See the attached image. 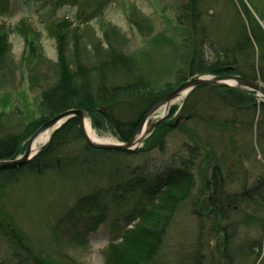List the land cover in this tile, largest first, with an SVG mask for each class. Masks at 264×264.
Wrapping results in <instances>:
<instances>
[{"label": "trees", "instance_id": "1", "mask_svg": "<svg viewBox=\"0 0 264 264\" xmlns=\"http://www.w3.org/2000/svg\"><path fill=\"white\" fill-rule=\"evenodd\" d=\"M218 1L225 3L227 17L237 24L227 35H216L212 28L216 14L210 10ZM128 9L132 27L141 32L150 30V19L140 14L134 2H129ZM86 14L79 13L78 18L84 19ZM182 16L187 30L178 36L176 49L184 62L175 70L171 81L159 84L135 71L136 64L133 55L126 51L123 34L111 23L101 20L102 36L97 35L93 57L86 58L83 36L79 33L82 21L75 23L67 16L47 19L48 33L56 41V60L49 62L52 72L42 81H38L35 72L29 75L31 84L35 83L39 89L34 107L27 100L23 112L8 111L9 96L0 101V158L22 153L28 137L42 123L69 108H81L96 130H110L118 140L127 141L148 108L189 77L234 73L264 81L261 66L264 26L244 0H185ZM14 31L24 38L26 51L22 62L29 65L44 60V54L38 50L37 32L30 21L22 18L10 26L0 20V73L5 68L11 72L13 69L8 66L14 68L9 40ZM244 63L249 65L250 72L242 67ZM221 110L227 113L218 118ZM17 113L18 121L14 122L12 116ZM258 113L262 115L259 121L264 123V100L260 101L255 91L201 84L186 95L181 105H171L169 113L136 150H102L91 146L74 116L55 130L26 164L42 173L53 164H60L68 156L69 148L78 147L81 151L114 154L164 149L168 132L181 128L186 138L174 151L166 170L154 181L134 176L78 199V208L89 212L92 206H97L100 195L118 201L136 194L141 196L131 214L132 223L122 227L119 238L105 246L100 264H168L163 256L169 229L186 201L191 202V211L199 222L193 247L187 253H178L176 264H264V232L261 229L254 235L243 230L246 225L264 227V177L240 192L227 188L234 179L228 151L235 152L245 144L234 134L239 130L238 125L247 126L253 139ZM177 118L180 121L172 126ZM189 121L192 125H187ZM21 123L24 127L16 130ZM26 164L0 169V172L13 171ZM2 215L1 212L0 232L10 245L14 264H81L65 253L60 255L62 259L42 248L35 249L13 217ZM100 218L101 215L95 216L94 223Z\"/></svg>", "mask_w": 264, "mask_h": 264}, {"label": "rangeland", "instance_id": "2", "mask_svg": "<svg viewBox=\"0 0 264 264\" xmlns=\"http://www.w3.org/2000/svg\"><path fill=\"white\" fill-rule=\"evenodd\" d=\"M244 1L264 26V0ZM129 2L137 5L140 14L148 16L150 30L144 29L141 32L132 27L127 15ZM184 2L185 0H64L60 3L57 0H0V20L10 26H15L22 18L30 21L37 32L38 50L44 54L41 62L27 65L22 62L26 51L23 36L17 31L10 34V57L14 61V68L8 66L13 69L11 72L5 68L0 73V101L9 96L8 111L19 109L23 112L27 100L34 107L39 89L35 83L31 84L29 75L35 72L38 81H42L52 72L50 60H56V41L49 35L46 27V20L51 16H67L75 23L82 21L79 33L83 36L86 58L93 57L97 35L102 36L101 20L111 23L112 27H117L122 32L124 46L133 55L138 74L156 84L171 81L175 70L184 62L176 49L179 46L178 36L187 30L182 16ZM212 7L210 12L216 14L212 28L216 35H227L231 29L236 28L235 20L227 17L228 9L224 2H214ZM83 11L93 17L87 18L86 14V18H78V14ZM29 66L34 67L33 70ZM261 66L264 70V63ZM242 67L247 71L250 69L247 63ZM257 80L264 83L260 78ZM257 97L260 101L264 100L262 95ZM185 98L186 96L172 103L181 105ZM172 103L159 108L149 122L158 119L164 112L168 114ZM225 113L227 110L219 111L218 118ZM17 116L19 113L12 116L14 122L18 121ZM261 117L258 113L253 139L247 126L241 128L238 125L239 130L234 134L238 141L245 144L227 154L234 176L227 186L231 192L252 187L259 177H264V123L259 121ZM190 123L189 121L187 125H192ZM23 127L24 124L21 123L16 130ZM93 129L102 136L116 139L110 130ZM185 138V131L175 128L168 132L164 149L114 154L81 151L80 147L69 148L66 151L68 156L60 164L55 163L42 173L31 170L27 164L13 171L4 170L0 172V213L13 217L35 249L42 248L60 258L63 255L61 253H65L81 264H100L105 246L109 241L119 238L122 227L132 223L129 220L141 196L136 194L128 200L118 201L100 195L97 206L90 205L91 209L87 207L89 212L85 208H78V199L93 194L100 188L106 190L110 184L134 176L154 181L166 170L174 151ZM97 215H101V218L94 223L93 218ZM198 222L191 211V202L186 201L169 229L167 249L163 256L168 264H176L177 254L187 253L193 247ZM261 229L264 232V227L259 225L243 227V230L254 235H258ZM11 256L10 245L0 232V264H14Z\"/></svg>", "mask_w": 264, "mask_h": 264}, {"label": "water", "instance_id": "3", "mask_svg": "<svg viewBox=\"0 0 264 264\" xmlns=\"http://www.w3.org/2000/svg\"><path fill=\"white\" fill-rule=\"evenodd\" d=\"M234 81V82H230ZM201 84H212V85H228L234 87H241L244 89L255 91L257 95L264 96V83L243 75L229 73L222 75L205 74L201 76H192L182 81L179 85L173 88L171 91L162 94L146 111L142 120L136 127L134 133L127 141H116L112 142H94L92 141L85 132L84 119L86 117L84 111L81 108H69L61 111L54 116L46 120L40 125L27 139L25 149L22 153H18L10 158H0V169L4 168H15L26 164L37 152L50 140L52 133L60 128L69 118L76 117L78 119L79 127L82 132L84 139L93 147L102 150H118V151H133L141 145L152 132L153 128L157 123L160 122L165 116L166 112L161 115L155 121L149 123L152 115L162 106L167 107L170 103L178 100L180 97L186 96L195 86ZM187 117H185L186 119ZM179 118L172 123L175 126L179 122ZM144 128V133L138 136V132ZM52 129L50 137L47 141L42 143L37 151L32 153L31 144L35 137L43 130Z\"/></svg>", "mask_w": 264, "mask_h": 264}, {"label": "bare ground", "instance_id": "4", "mask_svg": "<svg viewBox=\"0 0 264 264\" xmlns=\"http://www.w3.org/2000/svg\"><path fill=\"white\" fill-rule=\"evenodd\" d=\"M230 82H234V81H230ZM181 99V97L179 98ZM84 129L86 134L88 135V137L94 141V142H112V141H116L115 138L109 137V136H102L100 134H98L92 127L89 119L87 117H85L84 119ZM52 129H46L41 131L33 140L31 147H32V153H34L35 151H37V149L39 148V146L44 143L45 141L48 140V138L50 137ZM144 133V128H142L139 132H138V136L142 135Z\"/></svg>", "mask_w": 264, "mask_h": 264}]
</instances>
